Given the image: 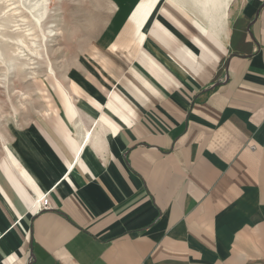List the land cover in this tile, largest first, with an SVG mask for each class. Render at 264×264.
I'll list each match as a JSON object with an SVG mask.
<instances>
[{
    "label": "crops",
    "instance_id": "crops-1",
    "mask_svg": "<svg viewBox=\"0 0 264 264\" xmlns=\"http://www.w3.org/2000/svg\"><path fill=\"white\" fill-rule=\"evenodd\" d=\"M106 1L0 151V264H264V0Z\"/></svg>",
    "mask_w": 264,
    "mask_h": 264
},
{
    "label": "rangeland",
    "instance_id": "rangeland-1",
    "mask_svg": "<svg viewBox=\"0 0 264 264\" xmlns=\"http://www.w3.org/2000/svg\"><path fill=\"white\" fill-rule=\"evenodd\" d=\"M32 1L0 0V151L61 93L69 99L66 74L84 91L85 80H91L81 59L84 37L103 25L109 11L106 0H45L46 12L37 26L28 11ZM15 35L37 47L40 56L34 59L27 43L17 41ZM10 57L15 60H8ZM29 72H34V77Z\"/></svg>",
    "mask_w": 264,
    "mask_h": 264
},
{
    "label": "bare ground",
    "instance_id": "bare-ground-1",
    "mask_svg": "<svg viewBox=\"0 0 264 264\" xmlns=\"http://www.w3.org/2000/svg\"><path fill=\"white\" fill-rule=\"evenodd\" d=\"M28 11L31 15H33L35 23L38 26L40 24V22L42 21L44 14L46 12L45 0H34V1H32V3L28 6ZM49 32L52 33V29H49ZM13 38L16 39L17 41H23V42L27 43L26 47L30 50L32 55L36 56V57H34V59H36L37 57L40 56L39 49L37 47H35L33 44L29 45V42H27L26 40L25 41L22 40L23 37L21 35H15ZM17 59H19L18 56H17ZM8 60L13 62L15 59L13 57H10ZM31 63L33 64L34 62H31ZM20 64L21 65L29 64V62H27V63L22 62ZM48 69L51 72V67H49ZM29 73H30L29 74L30 76H33L35 74L34 72H29ZM49 74L51 75L52 73H49ZM57 82L61 85V83L58 80H57ZM61 87H62V85H61ZM22 95H23V93H22ZM1 139H3V138H1Z\"/></svg>",
    "mask_w": 264,
    "mask_h": 264
},
{
    "label": "built area",
    "instance_id": "built-area-1",
    "mask_svg": "<svg viewBox=\"0 0 264 264\" xmlns=\"http://www.w3.org/2000/svg\"><path fill=\"white\" fill-rule=\"evenodd\" d=\"M48 205H49V204H48L47 199H44V201L42 202V205H39V208L46 207V206H48Z\"/></svg>",
    "mask_w": 264,
    "mask_h": 264
}]
</instances>
